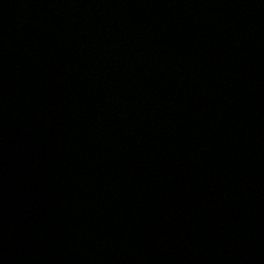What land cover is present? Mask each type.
Returning a JSON list of instances; mask_svg holds the SVG:
<instances>
[{"label":"water","instance_id":"water-1","mask_svg":"<svg viewBox=\"0 0 264 264\" xmlns=\"http://www.w3.org/2000/svg\"><path fill=\"white\" fill-rule=\"evenodd\" d=\"M0 264H264V0H0Z\"/></svg>","mask_w":264,"mask_h":264}]
</instances>
